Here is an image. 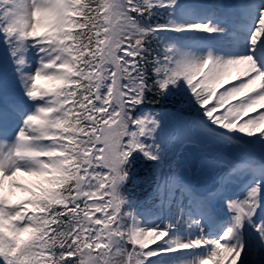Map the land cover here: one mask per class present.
<instances>
[{
	"label": "snow or ice",
	"instance_id": "snow-or-ice-1",
	"mask_svg": "<svg viewBox=\"0 0 264 264\" xmlns=\"http://www.w3.org/2000/svg\"><path fill=\"white\" fill-rule=\"evenodd\" d=\"M206 7L0 0V264H264V0ZM177 144L218 169L216 186L161 176ZM235 149L259 165L228 163ZM138 157L163 220L125 194Z\"/></svg>",
	"mask_w": 264,
	"mask_h": 264
},
{
	"label": "rangeland",
	"instance_id": "rangeland-1",
	"mask_svg": "<svg viewBox=\"0 0 264 264\" xmlns=\"http://www.w3.org/2000/svg\"><path fill=\"white\" fill-rule=\"evenodd\" d=\"M215 2L219 3L218 1H215ZM220 2H222V0ZM38 83L46 84L47 82L46 81H38ZM225 86H230V85L227 84ZM221 90H223L222 87L220 89H217V92H219ZM256 111H261V110L257 109ZM249 115L255 116L256 113L253 112V113H250ZM244 118H246V117H242V119H244ZM262 126H264V123L260 124V128H262ZM253 131H254V133L257 132L256 129H254ZM17 179L20 183H23L29 187L32 186V184L35 180V178H31V177H18ZM5 192L10 195V198L13 200L14 203L17 201H20V200L27 199L28 195H29L27 192L21 190L20 188L12 186L10 181L5 182ZM159 241H160V239L156 240L154 243H150L149 246L153 247V245H154V247H155V243H159Z\"/></svg>",
	"mask_w": 264,
	"mask_h": 264
},
{
	"label": "bare ground",
	"instance_id": "bare-ground-1",
	"mask_svg": "<svg viewBox=\"0 0 264 264\" xmlns=\"http://www.w3.org/2000/svg\"><path fill=\"white\" fill-rule=\"evenodd\" d=\"M237 2H238V0H228L227 1V3H231V4H235ZM235 16L237 18H240L241 17L238 13ZM261 129H264V126H262ZM212 152H213V154H215L216 149H212ZM237 158H243L242 160L251 159L253 161H256V158L257 157L254 154H252L251 152H249L248 150L235 149V150H232L231 153H230V155H228L226 157V160H227L228 163H232V162L236 161ZM257 160H258V158H257ZM238 161H241V160H238ZM213 169H215V168L213 167ZM211 173L213 175V172H211ZM214 178L217 179V176L214 175ZM242 179H243V177H242ZM238 187H239L238 185H235L233 190L238 189ZM180 200H181V198L177 197V202H179ZM174 209H175V204H174ZM253 258L254 259H258V253L257 254H254ZM230 259H231V257L227 258L226 260H224L222 262V264H228V261Z\"/></svg>",
	"mask_w": 264,
	"mask_h": 264
},
{
	"label": "trees",
	"instance_id": "trees-1",
	"mask_svg": "<svg viewBox=\"0 0 264 264\" xmlns=\"http://www.w3.org/2000/svg\"><path fill=\"white\" fill-rule=\"evenodd\" d=\"M154 106H156V105H154ZM161 106H166V105H161Z\"/></svg>",
	"mask_w": 264,
	"mask_h": 264
}]
</instances>
